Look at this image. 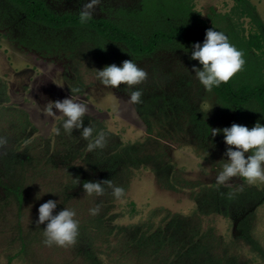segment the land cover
<instances>
[{
  "label": "rangeland",
  "instance_id": "1",
  "mask_svg": "<svg viewBox=\"0 0 264 264\" xmlns=\"http://www.w3.org/2000/svg\"><path fill=\"white\" fill-rule=\"evenodd\" d=\"M44 1L60 14L80 11L83 4V0ZM248 1L264 24V0ZM236 5V0H102L93 17L108 18L145 39L157 27L168 30L202 20L208 29L224 32L239 50L250 35L262 34L264 43V26L237 12ZM191 47L177 42L150 55L136 56L123 44L105 41L90 30L33 24L10 2L0 0V109L24 112L32 125L21 132L23 127L9 123L8 113L0 115V137L6 140L0 146V264H148L137 260L128 248L142 235L157 230L170 239L169 248L157 247V262L149 264H200L195 262L199 259L206 264H264V183L248 184L234 177L223 184L234 190L235 203L226 215L202 216L201 226L195 230L191 222L196 221L185 217L196 207L191 190L161 187L150 168L133 170L122 200L104 202L99 196L87 195L82 185L106 180L109 170L93 155L85 161L86 154L74 156L60 148L54 133L60 114L49 117L44 110L47 102L70 98V90L79 88L73 95L88 105L85 117L101 122L123 142L157 138L166 144L171 163L182 179L211 186L216 183L219 161L226 159L223 134H210L202 141L187 130L188 117L193 112L203 113L211 129L233 123L251 129L257 121L264 125V119L253 109L245 108L241 114L223 104L213 91H206L192 72L193 66L200 65L190 59ZM245 49L246 63L233 78L264 81V49L249 45ZM131 59L148 74L145 81L133 86L142 91L141 103L152 100L175 110L180 107V127L169 125L164 118H150L152 113L143 114L148 117L145 122L136 104L128 102L125 85L105 88L95 79L94 69L120 66ZM150 122L151 134L147 132ZM79 131L74 129L72 136L77 139ZM63 137L71 135L64 133ZM45 144L55 167L45 162L43 152L38 153ZM73 170L76 175L70 184ZM16 185L23 188L22 204L14 194ZM50 199L58 200L54 214L64 207L76 211L79 235L73 245L43 244L45 225L35 221L39 206ZM97 206L99 213L90 215L89 209ZM191 230H200L203 236L193 239ZM177 245L179 248L174 249Z\"/></svg>",
  "mask_w": 264,
  "mask_h": 264
},
{
  "label": "trees",
  "instance_id": "2",
  "mask_svg": "<svg viewBox=\"0 0 264 264\" xmlns=\"http://www.w3.org/2000/svg\"><path fill=\"white\" fill-rule=\"evenodd\" d=\"M7 1L16 7L24 17L33 24H39L52 29L71 28L74 30H90L105 41L123 44L129 53L136 56L150 55L162 46L172 45L177 42H184L191 45L194 43H202L205 38V32L208 30L205 22L200 20L199 24L179 25L171 27L168 30L157 27L145 39L141 34L134 30L120 26L108 18L93 17L88 23L81 24L79 22V11L65 12L62 14L56 13L47 6L44 0ZM236 1L237 12L242 15H249L251 20H253L259 27L264 26L254 13V7L248 0ZM261 40L262 34L250 35V37L245 40V45H242L241 51L247 52L245 49V46L247 45L256 50H263L264 43H262ZM255 72H258V70ZM212 91L223 104L237 108L241 114L246 111L245 108L253 109L264 119V81H262L261 78L253 79V81L249 82L248 80H235L232 77L227 83H222L219 87H214ZM136 106L142 115H149L152 113L150 118H157L158 121L164 118L165 122L169 125L173 124L174 127L181 124L179 122L181 117L180 107L175 110L171 106L166 107L165 105H157L156 101L152 100L150 103H139L136 104ZM3 113H8L10 115L9 123L11 125L23 127L21 132H24L23 130H25L26 126L32 127L24 112H22V114H15L11 109H5V107H3L0 109V115ZM145 115H143V118L145 122H147L148 117H145ZM162 115L165 116L163 117ZM190 118H192L191 121ZM188 121H186L188 125L187 130H189L192 135L201 138L202 141L210 137L211 123L206 119L203 113L193 112L188 117ZM150 124L151 122L148 123L147 126V132L149 134L152 133ZM83 126H95L97 131L103 130L106 133V144L103 149H96L92 152H88L87 140L82 138L80 134L77 135V139L72 135L71 137L64 138L63 130H61L60 135L55 134L60 140L57 142L60 144V148H63L64 151H68L70 155L73 154L74 156L82 157L86 154L85 161L90 158V155H93V158L99 161V164H103L105 168L109 170L106 180H110L114 185L121 186L125 190L130 182L133 170L139 167L152 169L156 175L158 184L163 188L175 190L176 186H181L183 188L187 187L191 190V199L196 202V207L192 213L185 216L189 217L190 220L196 221L191 222V227H193V229L194 227L200 228V219L204 215H226L227 211L230 210L231 206L236 201L234 190L229 186H218L216 183L211 186L197 185L182 179L176 173L171 163L167 154L166 144L162 143L157 138L147 136L143 141H135L132 143L123 142L119 135L109 133L101 122L89 117H84ZM178 126L180 127V125ZM72 138H74V140ZM58 144L57 146H59ZM48 146L47 144L42 146L43 148H40L38 153L43 152L45 162H47L48 165L50 164L53 166V161L48 156ZM74 169L77 170L76 168ZM73 174L76 175L74 170L72 172V178L68 181L70 184L73 183ZM16 186L14 194L22 204L24 202L21 190L22 185L21 187L19 185ZM111 191V188L105 185V191L103 195H100L99 197H101L104 202L113 201L115 198L111 195ZM84 197L85 200H87V196ZM130 205H133V203H130ZM111 219L112 218H109V220ZM195 236L201 237L203 234H200V230L197 232L191 230V238L194 239ZM167 240H170L167 235L160 230H157L149 236L142 235L136 242V245H132L128 249L131 248L130 251H134L137 260L145 263L147 262L148 264L152 262L156 263V255L159 252L157 247L162 249V247L166 246L169 248ZM195 246L197 248L200 247L198 245ZM177 248H179V245L174 249ZM163 250H165V247ZM182 254L183 253H178V255ZM195 262L206 264L200 259Z\"/></svg>",
  "mask_w": 264,
  "mask_h": 264
},
{
  "label": "clouds",
  "instance_id": "3",
  "mask_svg": "<svg viewBox=\"0 0 264 264\" xmlns=\"http://www.w3.org/2000/svg\"><path fill=\"white\" fill-rule=\"evenodd\" d=\"M101 2L102 0H87V2L83 0L82 8L79 11V22L81 24L88 23ZM103 48L101 49L103 50ZM190 59L199 62L200 67L193 66L192 72L208 92H211L214 87H219L222 83H227L246 63L244 53L230 43L224 32L213 27L206 30L202 43L192 45ZM94 70L95 79L102 86L115 88L123 84L129 89V103L139 104L142 102V91L139 88L133 89V86L145 81L148 74L132 59L123 61L120 66L111 64ZM70 91V98L49 101L45 104L44 110L49 117H56L57 113L60 114V124L54 129V133L60 135L63 130L65 134L72 135L74 129L80 130L79 134L88 141V152L103 149L106 144V133L103 130L97 131L95 126H83L84 117L89 111L88 105L73 95L80 91L79 88H72ZM220 133L223 134L226 145L223 154L226 159L219 161L222 163L215 177L216 184L223 185L234 177L242 178L248 184L264 183V125L257 121L251 129L235 123L230 127L211 129L213 137ZM5 143L6 140L0 137V146ZM207 154L206 152L203 159ZM76 183H78V179H76ZM105 185L111 188V195L116 200H122L125 197V189L114 185L110 180L85 181L82 187L87 195L100 196L105 191ZM57 204L58 200L50 199L38 208V217L35 223L36 225H45L42 229L44 237L42 242L48 247L73 245L79 235V221L75 218L76 211L64 207L54 214ZM89 213L93 216L97 215L99 207L89 209Z\"/></svg>",
  "mask_w": 264,
  "mask_h": 264
}]
</instances>
